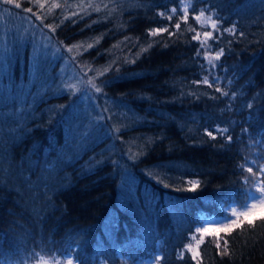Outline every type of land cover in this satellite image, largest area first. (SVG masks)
<instances>
[{"label": "trees", "instance_id": "obj_1", "mask_svg": "<svg viewBox=\"0 0 264 264\" xmlns=\"http://www.w3.org/2000/svg\"><path fill=\"white\" fill-rule=\"evenodd\" d=\"M0 34V74L49 68L0 84V264H264L261 217L196 231L264 181V0H0ZM92 97L128 113L78 142Z\"/></svg>", "mask_w": 264, "mask_h": 264}, {"label": "rangeland", "instance_id": "obj_2", "mask_svg": "<svg viewBox=\"0 0 264 264\" xmlns=\"http://www.w3.org/2000/svg\"><path fill=\"white\" fill-rule=\"evenodd\" d=\"M2 13L4 14L5 11L2 10ZM10 14V12H9ZM13 12H11V14L9 15L12 24H14L15 22H17V17L12 15ZM16 19H14V18ZM36 27V26H35ZM34 32V31H33ZM211 35L213 34V30L210 31ZM9 34H7L8 36ZM0 38L3 39V35L0 34ZM84 63V62H83ZM82 68H79L80 70H82L84 67L80 66ZM48 66L43 63H41V65H39L37 62H35L32 65V70H31V78L28 80V84L27 85H21L18 82L13 83L12 80L10 79L9 75L6 73V71H2V73L0 74V84L4 86V90L5 93L7 95V97L10 100L13 101H17L16 103L18 104H22L23 101H25L30 92H31V87L35 84L40 85V75L42 74V72L47 71ZM60 80H62L63 82H65V80H68L71 82V77L68 76L66 73H60L58 75V77H61ZM88 78L84 79H78V90H82V92H84V96L83 99H89V95L91 91H95L94 88L92 87V85L90 83H88L90 80H87ZM67 83V82H66ZM43 91H39L38 94H42ZM92 100L88 103H83V105L79 106L82 107V110H79L78 113L76 114V118L73 121V124H71L70 126V133L72 134V136L74 137V139H76L78 142L84 140L86 137V135L88 133H95L98 128L101 125V121L104 120H108V117L110 118H125L128 110H124V108H122L119 104L114 103V102H104V103H100L95 97L91 98ZM92 106L90 109L88 106ZM123 106V105H122ZM88 109V110H87ZM110 114V115H109ZM109 118V119H110ZM85 142L81 143V146L84 144ZM256 195H259L258 192L255 193ZM251 203V201H250ZM232 208H236L237 213L244 211V209L240 208L238 204H235L233 206L230 207L229 209V214H231V210ZM227 216V215H226ZM261 216H264V209H260L257 208L251 215H249L246 219L243 216H233L232 219L233 220H239L242 221L243 220H253L256 218H259ZM222 217L220 218H205L204 221H208V220H212V219H216V220H220ZM231 220H225L224 223H231ZM198 228H207L208 231L207 232H201L203 235L206 233H214V234H218L221 232H224L223 230V224L220 223H205L203 222ZM73 256L68 257L72 259ZM73 261V260H72ZM147 264H154L153 261H149L147 262Z\"/></svg>", "mask_w": 264, "mask_h": 264}, {"label": "snow or ice", "instance_id": "obj_3", "mask_svg": "<svg viewBox=\"0 0 264 264\" xmlns=\"http://www.w3.org/2000/svg\"><path fill=\"white\" fill-rule=\"evenodd\" d=\"M5 2L11 4V3H13V0H5ZM16 6L19 7V4H17ZM56 6L58 7L59 5H56ZM40 7H43V5L41 4ZM26 11L31 12L32 9L29 8V9H26ZM171 11L173 13H175L176 10L172 9ZM186 11H187V5H185V13H186ZM161 15H163V14H161ZM203 15H204V10H201L200 16L195 17V19L197 21H200V17L203 16ZM170 18L171 17H169V19ZM202 23H211V26H212L213 29H218L217 23L212 20L211 16L207 17L205 19V21H203ZM49 27H51V26H49ZM176 27L179 28V25H176ZM159 31H162V30L161 29H156V30H154L153 34H155L156 32H159ZM164 31H166V29H164ZM225 31L234 32V28L225 29ZM204 35H205V37H211V33H209V32H206ZM241 35H242V33H241ZM193 39H197L198 40L199 39V34L194 36ZM204 46H206V45H204L202 43V47H204ZM89 47H91V45H89ZM69 51H71V49H69ZM199 54L200 53L198 52L197 55H199ZM221 55H223V49H221L219 52H217L214 57L209 56L208 57L209 64H213L214 61L218 60ZM100 74H102V73H100ZM88 83H90L92 85V87L95 89L96 92H101L102 91L92 81H89ZM203 83L209 84V81H208L207 77L204 78ZM209 86H211V85H209ZM70 87H74V86H70ZM217 91H221V90L217 89ZM224 95H227V93H224ZM117 131H119V129H117ZM221 131L226 132L227 129H223ZM208 135L212 136V133L208 132ZM227 139L231 140V137H228ZM253 163H255V161H253ZM241 168L243 170L244 169V165H241ZM246 171L248 173L252 174V176L256 175V173H253V170H252L251 167H248L246 169ZM258 171L261 174H264V165H261L259 167ZM247 180H248V177L246 176L245 177V182H247ZM250 187L255 189L256 192L259 193V195H256L255 192H249L248 193L247 199H245L242 203L239 204V207L244 209V211L237 213L236 208H232L230 215L222 217L220 220L212 219V220H208V221H204V222L205 223H220V224H223V230L225 232L231 231L234 227H241V225L243 224L244 221L233 220L232 219L233 216H237V217L243 216L246 219L257 208L264 209V181H259L258 183L254 184V185H251ZM250 201H251V203H250ZM261 219L264 220V216H261ZM225 220H231L232 222L226 224V223H224ZM247 223L249 225H252L254 222L252 220H247ZM196 231L197 232H207L208 229L207 228H197ZM193 239H194V237H193ZM185 248L192 252L191 258L193 260H195L197 258V256L199 255L198 251L193 249L191 244L186 245ZM67 255H68V257H71L73 255V253L69 252ZM180 255L182 257L183 256V252H181ZM41 259H43V258H41ZM53 259L57 260V264H61V262L57 258L53 257ZM77 259H79V258L77 257ZM154 260H155V264H159V258L158 257L154 258ZM45 264H47V262H45ZM66 264H73L72 259L71 258H67Z\"/></svg>", "mask_w": 264, "mask_h": 264}]
</instances>
